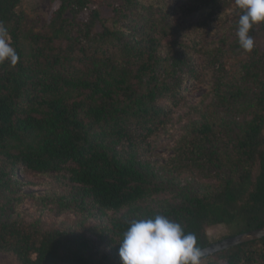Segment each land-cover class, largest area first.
<instances>
[{"label":"trees","instance_id":"trees-1","mask_svg":"<svg viewBox=\"0 0 264 264\" xmlns=\"http://www.w3.org/2000/svg\"><path fill=\"white\" fill-rule=\"evenodd\" d=\"M21 1L0 0V23L20 57L15 67L0 65V253L19 264H121L119 244L128 221L157 214L194 233L201 249L212 244L209 226L228 227L226 238L264 227V24L250 32L255 46L241 77L227 83L217 78L220 115L203 112L188 126V145L178 151L215 183L200 195L179 190L154 209L150 203L166 190L137 153L170 119L171 111L158 101L178 99L186 78L200 82L186 46L164 57L158 53V36L166 39L173 31L171 16L141 5L145 14L135 19L127 8L136 0H122V7L109 0L111 19L129 22L121 31L102 25L98 10L87 13L88 0H56L44 33L22 32ZM96 23L102 31L93 33ZM221 128L229 131L225 144L219 142ZM19 169L65 176L68 197L30 198L45 201L42 209L58 215L73 202L78 211L109 220L98 229L109 254L89 245L84 221L43 232L10 222L3 213L21 186L12 176ZM203 260L264 264V238Z\"/></svg>","mask_w":264,"mask_h":264},{"label":"rangeland","instance_id":"rangeland-1","mask_svg":"<svg viewBox=\"0 0 264 264\" xmlns=\"http://www.w3.org/2000/svg\"><path fill=\"white\" fill-rule=\"evenodd\" d=\"M88 3L87 13L91 9L102 13L101 24L105 27L121 31L128 29V21L122 20L116 23L111 19L113 14L109 0H88ZM217 4L220 6H215ZM115 5L122 7L123 1L119 0ZM141 5L152 6L155 14L171 16L172 21L170 18L169 21L171 25L173 23V31H169L166 39L158 36L161 39L158 53L164 57L167 51L186 46L191 53L190 60L195 64V70L200 77L199 83L185 79L181 85L179 100L158 101L159 106L171 111L170 119L147 139L144 148L137 153L138 160L149 164L155 182L162 184L166 190L150 203L154 209H159L164 201L175 198L179 190L188 188L191 192L200 195L201 190L215 183L204 179L200 171L190 168L187 158L182 156L183 152L178 151L186 142L183 138L189 140L188 126L192 122L199 121V116L203 112L208 110L207 114L212 117L220 115L221 107L217 104L219 100L216 99L213 91L217 78L222 77V81L227 83L226 80L229 78L235 81L241 77L242 67L252 59V53L237 47L239 43L236 33L242 11L236 7L235 0H136L133 6L127 8L131 17L134 16L136 19L145 14L141 11ZM58 6L56 0H22L17 9L21 14L19 26L22 32L44 33ZM100 31H102L100 24L93 25V33ZM136 37L138 39L139 35ZM224 92L226 90H223ZM219 131L223 132L219 142L225 144L229 141L226 137L229 131L224 128ZM12 176L21 186L7 199L9 204L3 214L5 217H10V222H20L28 226L29 231L37 228L43 232L73 228L75 222L79 224L84 221L81 231L89 228L85 237L90 241L89 245L94 247V250L97 249L100 255L109 254V245L99 237L98 232V229L103 228L109 220L98 219L92 211L88 216V212L78 211V204L73 202L67 214L58 215L56 212L42 209V203L45 201L39 200V203L30 198V195L39 199L54 200L68 197L72 191L65 176L38 175L22 169L17 170ZM108 217L113 218L112 214ZM205 232L209 241L216 243L226 238L229 228L222 225L209 226ZM210 262L211 260H203L201 264H210ZM0 264L19 263L12 254L0 253Z\"/></svg>","mask_w":264,"mask_h":264},{"label":"clouds","instance_id":"clouds-1","mask_svg":"<svg viewBox=\"0 0 264 264\" xmlns=\"http://www.w3.org/2000/svg\"><path fill=\"white\" fill-rule=\"evenodd\" d=\"M242 11L237 27L238 43L251 53L255 41L254 26L264 24V0H235ZM20 57L10 43L6 27L0 23V65L15 67ZM121 264H201L202 250L194 233L164 215L132 219L119 244Z\"/></svg>","mask_w":264,"mask_h":264},{"label":"water","instance_id":"water-1","mask_svg":"<svg viewBox=\"0 0 264 264\" xmlns=\"http://www.w3.org/2000/svg\"><path fill=\"white\" fill-rule=\"evenodd\" d=\"M264 238V227L212 243L202 250V258ZM201 258V259H202Z\"/></svg>","mask_w":264,"mask_h":264}]
</instances>
